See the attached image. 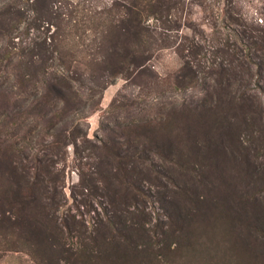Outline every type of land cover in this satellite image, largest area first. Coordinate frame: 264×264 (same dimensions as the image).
Listing matches in <instances>:
<instances>
[{
	"label": "rangeland",
	"instance_id": "1",
	"mask_svg": "<svg viewBox=\"0 0 264 264\" xmlns=\"http://www.w3.org/2000/svg\"><path fill=\"white\" fill-rule=\"evenodd\" d=\"M131 1L0 0V179L43 177L26 205L0 180V264H264V0L153 8L143 66L111 55L105 13Z\"/></svg>",
	"mask_w": 264,
	"mask_h": 264
},
{
	"label": "trees",
	"instance_id": "2",
	"mask_svg": "<svg viewBox=\"0 0 264 264\" xmlns=\"http://www.w3.org/2000/svg\"><path fill=\"white\" fill-rule=\"evenodd\" d=\"M173 1L174 0H169L168 3H166V2H164V0H148V2L145 1L147 6H143L142 3H140L136 0H132L131 4L129 6H124L127 10V15L129 17L128 16L125 17L120 13H117L116 16L114 17L112 8L108 9L106 11V13L104 12L105 18L109 21V26H110L109 30L111 29V32L108 34L111 35V39L114 42V48L112 49L111 55H113L114 57H116L118 59H122V57L124 55H122L121 52H122V50H126V53L130 52L132 54H135V58L140 60L137 62V65L143 66L145 64V60L147 62L149 56L151 54H153V53H151L153 51V48H154V50H157L159 48L162 49L164 47V45H163L164 39L161 38L162 36L161 35L157 36L155 34H151V30H149L148 27L143 25V16L152 12L153 8L159 13H168V14H170L173 9H176L177 11L181 10V9H178L179 0H178V2H177V0L175 2H173ZM115 5H116L117 10H119V8L121 7V4L117 3ZM71 14H72V12H70V15ZM87 15L93 21V23H94V21L98 22L99 20H102L100 18V14L98 12H96V14H92V13L88 14L87 13ZM43 18H44V13L41 12L40 14H38L36 20L39 22V21H42ZM129 18L133 22H132V24L126 26L125 22L129 21ZM85 21H87V20L84 19L82 22L84 23ZM123 23H124V26H123ZM174 25L175 26L172 28L177 27V22H175ZM109 30H108V32H109ZM252 30H256L258 32H260V31L263 32V30H261L257 27L253 28ZM245 35H246V33H245ZM104 36H105V34H104ZM257 37L264 41V34L263 35L259 34V35H257ZM34 49L35 50H34L32 59L30 57L29 60L31 59L33 63H37L38 60L36 61L35 59H33V57L38 56V54L42 53L41 45L39 43L35 44ZM147 53H149V55ZM225 54L228 55L227 60L229 57L234 56L233 54H231L227 50H225ZM49 60H50V58L41 59L42 66L47 64V62ZM118 67H120V66H118ZM36 76H37V73L31 74L30 79H27V78L22 77V76H18L17 79H19V80L22 79L21 82H19L20 88L21 87L24 88V86H28L31 83L33 84V81L35 80ZM49 86H50V84H49ZM52 87L55 88L54 85H52ZM25 90H27V89H25ZM54 90L56 91V93L61 94L60 95L61 100L66 103L68 97L62 93V90L59 88H56ZM53 99H54V97L53 96L51 97V91L48 90L46 93L42 94V96L37 101H35L30 108L28 107L25 110V112L28 114L29 117L33 116V117H37V118L41 119L42 117L46 116V119H47L49 117V114L47 112L41 110V108L43 107L44 104L47 106L51 105V104H49V102H51V100H53ZM12 114H10V115H12ZM15 116H16V114H15ZM9 122H11V117L7 118V123H9ZM43 148L47 149L40 142L38 150H43ZM18 156H19V154H18ZM33 159H37V158L33 157ZM20 161H21V159L17 162V167L13 168L12 173H10L9 176L4 175L5 178L10 182V184L8 183L9 184V187L7 189L8 193L4 194L5 197L3 198L6 201H8L9 193L13 194L12 195L13 200L15 201V200H17V197L20 199V195L24 194V192H28L30 195L36 196L38 193V192H36V190H38L40 188L42 189V186L41 187L39 186V183L43 180V177L39 173V168L42 166V161H40V159H37L34 162L35 165L33 166V168L35 169V167H36V172L33 175L34 177H30V174L28 173L27 169H23V167H21L20 169L18 168V163ZM44 161L45 160H43V162ZM22 177H25L26 182L21 181ZM31 178L33 179V181H31ZM0 180L2 182H7V180L2 179V178ZM38 194L40 195V193H38ZM20 201H22V203H21L22 205H26V204L31 203V202L25 201L24 199H20ZM49 205L51 207V208H49L50 214L53 215V212L57 210V207H59L60 201H57V199H55L51 203H49ZM22 209H24V206H22ZM46 209H47L46 206H45V208L44 207L42 208V210H44V212H47ZM42 212L43 211L40 210L38 213L41 214ZM83 252H85V249H83ZM78 254H79V252L74 253V256H72L71 259H74L75 261H77V259L80 256ZM65 259H66V261H68L69 256H65ZM92 263H93L92 261H88L87 264H92ZM71 264H78V261L75 263H71ZM81 264H86V263L83 261V262H81ZM225 264H226V261H225Z\"/></svg>",
	"mask_w": 264,
	"mask_h": 264
}]
</instances>
